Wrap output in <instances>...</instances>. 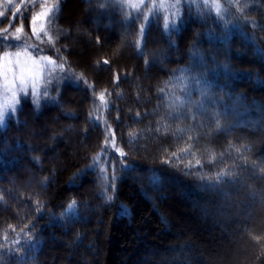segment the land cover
Listing matches in <instances>:
<instances>
[{"label":"trees","instance_id":"obj_1","mask_svg":"<svg viewBox=\"0 0 264 264\" xmlns=\"http://www.w3.org/2000/svg\"><path fill=\"white\" fill-rule=\"evenodd\" d=\"M73 1L106 28L79 66L54 0L29 49L60 69L0 127V264H264V0Z\"/></svg>","mask_w":264,"mask_h":264},{"label":"rangeland","instance_id":"obj_2","mask_svg":"<svg viewBox=\"0 0 264 264\" xmlns=\"http://www.w3.org/2000/svg\"><path fill=\"white\" fill-rule=\"evenodd\" d=\"M20 0H12V3L9 4L6 2V0H0V13H3V15H0V30L3 32H0V37L8 36V40L5 41V44L7 43H21L24 44V37L31 38L30 33L28 34L27 31L31 30V35L34 39L33 44L30 45L26 50L21 48H14L9 49L5 48L4 51H0V106L8 105L9 107L5 111V114L8 113L10 110L14 108V106L17 104L18 99L21 95H33L38 96L42 90L46 88H50L52 83H50L54 77H56L55 73H52L54 68L60 69L59 66L55 63H49L48 60H41L42 56L39 53H32L31 50H29L31 47H36L37 43H40L42 41V37L49 40V34L50 30L46 27V21L47 18L41 17L38 19L35 23V26H33L32 23V16L40 11V8L38 5L41 4H47L49 7L55 6L54 0H35V3L33 0H31L28 5L25 7L23 11H20L15 20H13V13L15 11V7L17 3ZM98 4H100L103 8H99V11L108 12L114 8H123L125 10L131 9L135 10L142 8L144 3L152 4L153 9H161L166 12L167 18H169V14L173 11L178 13L180 4L183 3H192L194 1L191 0H97ZM208 3H210L212 6H215L217 4L216 0H203ZM93 6L91 4L83 5V7H79V5L75 4L73 0H69V4L66 5V10L64 11L66 14L68 10L73 9L75 12L78 13L80 18H77L72 23L69 24L71 26L74 25V31L72 32V37L70 39V45L71 48L74 49V52L78 55L79 61L82 62L81 64L77 61L76 64L79 66L84 67V65L87 63V56L92 54L91 49V36L90 34L85 30L84 26L88 29H93L99 27L98 29H104L106 28L105 19L108 18L107 15L101 16L99 14H95L91 12V8ZM153 9H150L147 6V14L150 15L151 11ZM50 14V13H49ZM8 15V16H7ZM7 17V21L6 18ZM12 19V21H11ZM23 27V31L19 33L21 39L20 41H14L12 38V33H15V29L18 27ZM41 25L44 27V31H41ZM33 27H35L36 32L39 33L40 39H37L36 35H33ZM7 29V31H4ZM116 29L112 30L115 31ZM45 32H47V35H45ZM25 33V36H24ZM110 33V32H109ZM24 37H23V36ZM109 37H111V34H108ZM108 37V36H107ZM32 40V39H31ZM37 41V42H36ZM16 51H20L21 55L17 58L15 57L14 53ZM9 52L11 53V60L12 64H15V61L18 59L21 63V65H24L28 68H33V71L31 73L27 74L26 83L23 87H21L19 80L16 81V87L14 89L15 91V97H13L12 92L6 91L4 88V78L3 74L7 71V68L9 67L8 60L4 58V53ZM156 58H159V56L153 57V61L156 60ZM50 59V58H49ZM33 60L37 61L39 67L34 68L33 67ZM51 74V75H50ZM45 75L48 76V81L43 84V78ZM8 80L11 81L13 77L12 72H7ZM64 128V132H65ZM178 192L179 190L176 189ZM219 217V216H218Z\"/></svg>","mask_w":264,"mask_h":264},{"label":"snow or ice","instance_id":"obj_3","mask_svg":"<svg viewBox=\"0 0 264 264\" xmlns=\"http://www.w3.org/2000/svg\"><path fill=\"white\" fill-rule=\"evenodd\" d=\"M6 2L11 4L12 0H6ZM33 2L35 3V0H33ZM228 3H231V0H228ZM38 7L40 8V11L32 16L33 26H35L36 21L40 19L41 17L49 18V13L53 12L54 10H58L55 8V6L49 7L47 4H41V5H38ZM215 8H216L217 13L221 12V8L219 4H216ZM17 11H19V9H17ZM0 15H3V13H0ZM220 18L222 19L223 17L221 16ZM165 26L167 27V24ZM4 31H7V29H5ZM22 31H23V27L21 24V27L16 28L15 33L11 34L14 41H20L21 37L19 33H21ZM41 31H44L43 25H41ZM143 31L144 29L141 28L140 29L141 34H143ZM33 35H36L37 39H40L39 33L36 32L35 27H33ZM45 35H47V32H45ZM8 38H9L8 36L0 37V51H4L5 48L14 49V48H21V47H23L26 50L28 47H30V45H27L26 43L24 44H21V43L5 44V41L8 40ZM49 40H51V37H49ZM11 55L12 54L9 52L4 53V58L8 60L9 67L7 68V71L3 74V78L5 81L4 83L5 90L12 92L13 97H15L14 89L16 87V81L19 80L21 87H23L24 84L26 83L27 74L31 73L33 71V68H28L24 65H21L18 59L15 61V64L13 65L12 60H11ZM14 55L15 57L18 58L21 55V52L16 51ZM40 59L48 60L49 63H54V61H52L48 57H41ZM32 63H33L34 68L39 67L37 61L33 60ZM104 63H108V61H104ZM7 72L13 73V77L11 81L8 80ZM101 99H103V95H101ZM8 107L9 106L6 104L3 106H0V127H2L4 124L5 111L7 110ZM228 174L229 173H226L224 171L219 172L217 176L218 182L221 177H224L225 175H228ZM153 182H157L155 177H153ZM67 207L69 210L73 209L75 207V202L70 203Z\"/></svg>","mask_w":264,"mask_h":264},{"label":"water","instance_id":"obj_4","mask_svg":"<svg viewBox=\"0 0 264 264\" xmlns=\"http://www.w3.org/2000/svg\"><path fill=\"white\" fill-rule=\"evenodd\" d=\"M27 2V0H21L20 3L18 4L17 8L15 9L14 13H13V20H15L17 14L20 12V10L22 9V7L25 5V3ZM17 9H19V11H17Z\"/></svg>","mask_w":264,"mask_h":264}]
</instances>
